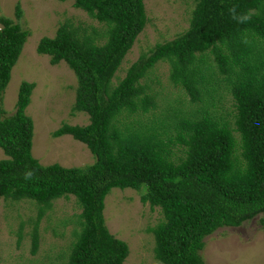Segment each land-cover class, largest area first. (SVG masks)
<instances>
[{
	"label": "trees",
	"instance_id": "1",
	"mask_svg": "<svg viewBox=\"0 0 264 264\" xmlns=\"http://www.w3.org/2000/svg\"><path fill=\"white\" fill-rule=\"evenodd\" d=\"M194 2L189 27L142 53L124 77L121 66L149 23L145 0H75L76 9L106 29L89 34L67 21L54 37L41 39L38 53L53 66L66 63L78 80L71 115L80 111L90 123H63L52 137L70 135L89 148L95 161L82 168L44 166L34 157L27 108L36 83L23 82L15 112L4 110L31 32L20 23V5L16 20L0 17V148L9 157L0 160V198L37 203L33 255L42 217L60 198L75 196L82 212L75 215L72 252L60 258L125 264L130 248L104 216L114 188L135 189L143 203L159 209L162 220L150 230L154 258L162 264H206V238L264 214V0ZM233 6L238 13L251 10V21L231 19ZM164 64L161 81L156 69ZM229 95L231 108L224 104ZM26 171L34 173L29 180Z\"/></svg>",
	"mask_w": 264,
	"mask_h": 264
},
{
	"label": "rangeland",
	"instance_id": "2",
	"mask_svg": "<svg viewBox=\"0 0 264 264\" xmlns=\"http://www.w3.org/2000/svg\"><path fill=\"white\" fill-rule=\"evenodd\" d=\"M75 0H0V17L16 20V6L20 5L24 17L22 27L31 32L23 52L13 68L11 81L4 95V110L12 115L16 110L19 89L23 82L36 83L27 114L34 122L32 153L40 164L59 163L65 167L82 168L91 165L95 158L89 148L70 135L53 138L52 132L63 123L86 125L89 116L80 111L71 115L75 103L78 80L69 66L62 62L53 66L50 57L41 55L37 47L44 37L52 38L64 22H71L91 34L93 29L103 31L106 26L74 7ZM149 23L126 56L119 75L159 42L175 39L189 27L194 0H145ZM1 29V25H0ZM168 65H160L163 81ZM231 96L224 101L227 107ZM232 102V101H231ZM228 104V105H227ZM80 112V113H78ZM9 157L0 148V160ZM141 193L132 188H114L105 199L106 224L111 233L125 241L130 254L125 264H162L154 258L155 237L151 228L162 220L158 208L141 201ZM10 204L0 198V264H68L61 259L72 252L69 242L75 229V215L82 212L75 196L55 200L40 222L41 241L38 252L31 253L33 220L38 217L37 203ZM264 215L246 221L237 228H222L206 238L202 256L206 264H264ZM64 223L58 227L57 223ZM22 225V227H21ZM20 227L22 231H20ZM79 230V228H78ZM53 232L62 233L59 238ZM20 233L22 240L19 242ZM19 243V244H18ZM65 245V247H64ZM61 253V255H60ZM48 254L57 256L52 260ZM60 255V256H59ZM64 261V262H63Z\"/></svg>",
	"mask_w": 264,
	"mask_h": 264
},
{
	"label": "clouds",
	"instance_id": "3",
	"mask_svg": "<svg viewBox=\"0 0 264 264\" xmlns=\"http://www.w3.org/2000/svg\"><path fill=\"white\" fill-rule=\"evenodd\" d=\"M229 14L231 16V19H233L234 21H236L237 23L239 24H246L248 22L251 21L252 19V11L251 10H248L247 12H244V13H238L237 12V8L235 6L229 8ZM88 125V124H87ZM94 163V162H93ZM92 163V164H93ZM34 175V173L32 171H26L25 174H24V179L25 180H29L32 178V176ZM135 190V189H133ZM137 191V190H135ZM142 201V200H141ZM148 203V202H147ZM150 205V204H149ZM261 215V214H260ZM264 215V214H262ZM105 216V215H104ZM259 216V215H258ZM257 217V216H256ZM69 260V259H68ZM67 260V261H68Z\"/></svg>",
	"mask_w": 264,
	"mask_h": 264
}]
</instances>
